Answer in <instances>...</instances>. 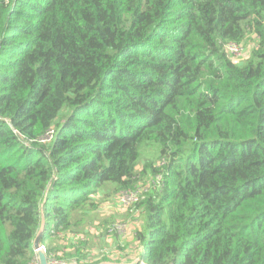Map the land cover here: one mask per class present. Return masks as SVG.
<instances>
[{"label": "trees", "instance_id": "obj_1", "mask_svg": "<svg viewBox=\"0 0 264 264\" xmlns=\"http://www.w3.org/2000/svg\"><path fill=\"white\" fill-rule=\"evenodd\" d=\"M115 195L137 252L92 258ZM44 197L49 260L264 264V0H0V264Z\"/></svg>", "mask_w": 264, "mask_h": 264}, {"label": "rangeland", "instance_id": "obj_2", "mask_svg": "<svg viewBox=\"0 0 264 264\" xmlns=\"http://www.w3.org/2000/svg\"><path fill=\"white\" fill-rule=\"evenodd\" d=\"M253 48H255L254 50L258 49L254 45V40H247L242 45H232L230 47L232 60L237 61L249 58L252 53L251 49ZM154 152L155 150L151 146H145L142 149L143 157H150L149 159L154 158ZM152 182L153 180L148 178L146 183L142 181L138 182L135 188L141 191L140 194L142 196L143 192L146 191V188ZM127 197H132V195H127ZM140 220L138 211L131 210V205L124 207L119 204L118 195L102 201L101 207L95 215V224L90 225V229L92 230L91 237L94 242V245L90 249L98 251H93L91 257L97 258L101 255H106L110 258H126V255H134L137 251L134 252L135 248L133 247L131 232L129 230L132 227L134 230L140 227ZM114 240L116 241L115 244L113 243ZM140 251L146 252L145 247L141 248ZM133 255L128 256V259L135 258Z\"/></svg>", "mask_w": 264, "mask_h": 264}, {"label": "water", "instance_id": "obj_3", "mask_svg": "<svg viewBox=\"0 0 264 264\" xmlns=\"http://www.w3.org/2000/svg\"><path fill=\"white\" fill-rule=\"evenodd\" d=\"M45 200V197L41 203V214H40V224L38 229L36 230L34 237L32 239V247L34 249L35 252V258L37 261V264H50L48 261V257L46 255V252L44 250L43 245L40 243V238L41 235L44 231V227H45V217L42 211V206H43V202ZM62 264H84V263H78L76 261H68V262H64ZM96 264H143V262L140 261L139 257H135L133 259H125V260H121V261H111V260H103L100 261Z\"/></svg>", "mask_w": 264, "mask_h": 264}, {"label": "built area", "instance_id": "obj_4", "mask_svg": "<svg viewBox=\"0 0 264 264\" xmlns=\"http://www.w3.org/2000/svg\"><path fill=\"white\" fill-rule=\"evenodd\" d=\"M232 45H235V44H232ZM232 45H230L229 46V51H230V47L232 46ZM231 53V52H230ZM140 191L139 190H136V191H134V192H129V193H122L121 195H120V199L123 201V202H128V201H134V200H136V197H137V193H139ZM127 195H132V197H127ZM36 259V258H35ZM48 261H49V263L50 264H62V263H64V262H62V261H60V260H56V259H48ZM33 264H37V261L35 262V263H33Z\"/></svg>", "mask_w": 264, "mask_h": 264}]
</instances>
